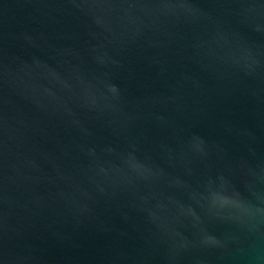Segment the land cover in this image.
<instances>
[{
  "label": "water",
  "instance_id": "water-1",
  "mask_svg": "<svg viewBox=\"0 0 264 264\" xmlns=\"http://www.w3.org/2000/svg\"><path fill=\"white\" fill-rule=\"evenodd\" d=\"M0 264H264V0H0Z\"/></svg>",
  "mask_w": 264,
  "mask_h": 264
}]
</instances>
